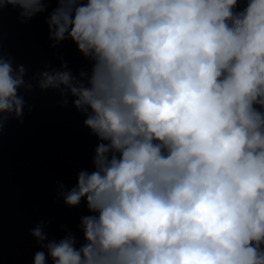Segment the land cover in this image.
Returning <instances> with one entry per match:
<instances>
[{
    "label": "clouds",
    "instance_id": "9594fccd",
    "mask_svg": "<svg viewBox=\"0 0 264 264\" xmlns=\"http://www.w3.org/2000/svg\"><path fill=\"white\" fill-rule=\"evenodd\" d=\"M57 0L53 44L72 39L91 71L63 62L26 79L0 53V131L33 87L74 97L98 137L68 205L86 201L83 242L48 239L33 264H264V0ZM27 21L46 0H0ZM259 105V107H257Z\"/></svg>",
    "mask_w": 264,
    "mask_h": 264
},
{
    "label": "water",
    "instance_id": "95a60500",
    "mask_svg": "<svg viewBox=\"0 0 264 264\" xmlns=\"http://www.w3.org/2000/svg\"><path fill=\"white\" fill-rule=\"evenodd\" d=\"M27 21L19 8L0 9V53L23 64L26 79L50 67L67 63L73 74L91 71V61L83 56L72 39L53 44L47 17L57 0ZM247 0H238L237 11ZM25 98L22 122L10 118L0 131V264H33L41 249L31 229L44 223L48 239L76 235L83 242L81 217L90 214L82 198L68 205L60 195V185L71 188L82 169L93 170L98 137L84 124L86 113L52 88L20 90ZM259 107V105H257ZM48 264L52 260L48 258Z\"/></svg>",
    "mask_w": 264,
    "mask_h": 264
}]
</instances>
